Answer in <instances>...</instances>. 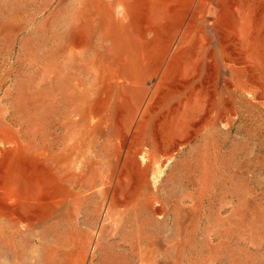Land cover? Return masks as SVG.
Returning <instances> with one entry per match:
<instances>
[{
    "label": "rangeland",
    "instance_id": "rangeland-1",
    "mask_svg": "<svg viewBox=\"0 0 264 264\" xmlns=\"http://www.w3.org/2000/svg\"><path fill=\"white\" fill-rule=\"evenodd\" d=\"M0 264H264V0H0Z\"/></svg>",
    "mask_w": 264,
    "mask_h": 264
}]
</instances>
